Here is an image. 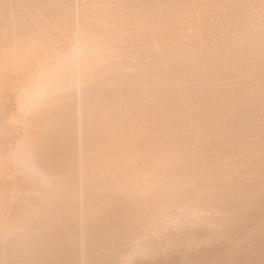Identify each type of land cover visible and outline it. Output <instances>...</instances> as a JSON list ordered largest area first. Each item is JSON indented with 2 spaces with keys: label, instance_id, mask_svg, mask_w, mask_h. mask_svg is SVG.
<instances>
[{
  "label": "bare ground",
  "instance_id": "1",
  "mask_svg": "<svg viewBox=\"0 0 264 264\" xmlns=\"http://www.w3.org/2000/svg\"><path fill=\"white\" fill-rule=\"evenodd\" d=\"M0 264H264V0H0Z\"/></svg>",
  "mask_w": 264,
  "mask_h": 264
}]
</instances>
